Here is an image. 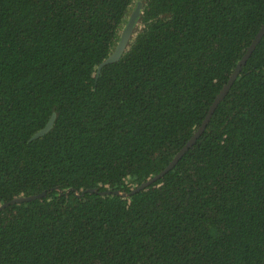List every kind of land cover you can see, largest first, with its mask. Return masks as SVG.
I'll list each match as a JSON object with an SVG mask.
<instances>
[{
	"label": "trees",
	"instance_id": "obj_1",
	"mask_svg": "<svg viewBox=\"0 0 264 264\" xmlns=\"http://www.w3.org/2000/svg\"><path fill=\"white\" fill-rule=\"evenodd\" d=\"M263 23L264 0H0V206L46 192L0 210V264H264V35L128 195Z\"/></svg>",
	"mask_w": 264,
	"mask_h": 264
},
{
	"label": "water",
	"instance_id": "obj_2",
	"mask_svg": "<svg viewBox=\"0 0 264 264\" xmlns=\"http://www.w3.org/2000/svg\"><path fill=\"white\" fill-rule=\"evenodd\" d=\"M140 8L141 7H140V3H139V4H137L136 9L132 12L129 20L127 21V24H126L125 28L123 29V31L121 33V36L119 38L118 44H117L114 52L111 54V56L108 59H106L103 63H101L97 67L96 76L99 75V72H100L102 67L115 62L121 56L123 50L125 49L127 41L129 39V36L131 35L133 27H134V25H135V23L137 21V18L139 16ZM263 35H264V23H263L261 29L259 30V32L257 33V35L255 36V38L253 39V41L251 42L250 46L245 51V53L242 56L241 60L237 63L234 71L232 72V74L229 77V80L223 86V88L221 89L219 94L214 99L213 103L211 104V106H210V108L208 110V113H207L205 119L203 120V122L201 123L199 128L196 130V132L193 134V136L185 143V145L174 156V158L171 160V162L161 172H159L157 175L153 176L147 182L142 183L139 186H137L128 195H131V194H134V193H137L139 191L144 190L147 186H149L153 182L157 181L164 174L169 172L175 166V164L181 159V157L185 154V152L194 144L196 139L202 134L203 130L205 129V127L207 125V123L209 122L211 114L216 109L217 105L223 100V98L228 93V91H229L230 87L232 86L237 74L240 72L241 67L245 64L247 59L250 57V55L252 54V52L256 48L257 44L259 43V41H260V39H261V37ZM52 123H53V118H51L47 122L45 127L43 129H41L38 133H36L33 136L32 139H37V138L41 137L51 127ZM85 193H95V191L89 189V190H86V191H82L81 194H77L76 196L80 197V196L84 195ZM101 193L102 194H118L116 191H104V192H101ZM45 194H46V192H41V193H39L37 195H33V196H29V197H22V198L12 199V200L2 204L0 206V210L3 209L6 206H9V205H12V204H19V203L29 202V201H32V200H35V199L42 198V197L45 196ZM122 196H126V194H122Z\"/></svg>",
	"mask_w": 264,
	"mask_h": 264
}]
</instances>
